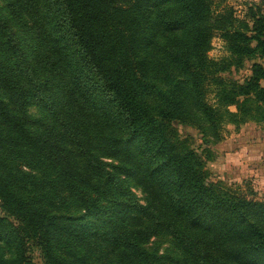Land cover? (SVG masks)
Segmentation results:
<instances>
[{
	"label": "trees",
	"instance_id": "16d2710c",
	"mask_svg": "<svg viewBox=\"0 0 264 264\" xmlns=\"http://www.w3.org/2000/svg\"><path fill=\"white\" fill-rule=\"evenodd\" d=\"M0 1V264H264V201L206 169L227 126L264 123V4Z\"/></svg>",
	"mask_w": 264,
	"mask_h": 264
},
{
	"label": "rangeland",
	"instance_id": "374dc122",
	"mask_svg": "<svg viewBox=\"0 0 264 264\" xmlns=\"http://www.w3.org/2000/svg\"><path fill=\"white\" fill-rule=\"evenodd\" d=\"M1 2V1H0ZM264 4V0H215L214 9L218 12L223 6H230L234 9L235 14L238 17H243L246 9L252 4ZM208 57L212 60H221L228 57V52L225 47V43L221 40L218 33L212 39L211 50L208 52ZM264 66L263 60H256ZM252 61H245L243 66L236 70L231 67L230 70L221 73V77L225 79L236 80L242 82L250 75V69ZM31 113L36 115L35 110H31ZM173 128L177 131L181 138H187L191 148L198 153L202 152L205 148L201 135L197 130L190 128L180 123L174 122ZM227 132L222 142L210 146L214 159L206 163V169L209 174L210 181H222L228 185H231L233 189H239L242 193L250 194L254 191V183L252 178L248 175V168L250 166L244 164V167L238 166L233 160L232 154L234 150H243L245 144H250L260 140L264 142V123L255 124L253 122L247 123L240 127L239 130H234L233 126H227ZM232 156V157H231ZM256 159H250L248 162L255 161ZM239 169V170H238ZM135 196L141 201H144V193L138 187L130 186ZM255 192V191H254ZM257 200L264 201V196L255 197ZM0 215L2 211L0 209ZM150 249H157L159 254H172L173 256H179V250L174 246L172 239L168 236L159 238H153L148 243ZM30 264H42L39 251L37 249H31L29 252Z\"/></svg>",
	"mask_w": 264,
	"mask_h": 264
},
{
	"label": "crops",
	"instance_id": "0c3cea01",
	"mask_svg": "<svg viewBox=\"0 0 264 264\" xmlns=\"http://www.w3.org/2000/svg\"><path fill=\"white\" fill-rule=\"evenodd\" d=\"M243 147H245L243 150H240L241 148L234 150L231 157L240 167H244V164L250 166L248 175L253 180L254 191L256 195L264 196V142L257 140ZM250 159L256 160L248 162Z\"/></svg>",
	"mask_w": 264,
	"mask_h": 264
}]
</instances>
